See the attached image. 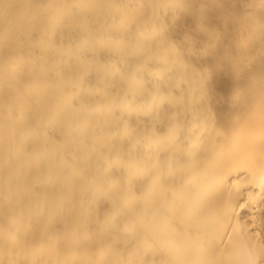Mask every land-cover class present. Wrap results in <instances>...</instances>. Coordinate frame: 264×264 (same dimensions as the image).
I'll list each match as a JSON object with an SVG mask.
<instances>
[{
    "label": "bare ground",
    "instance_id": "bare-ground-1",
    "mask_svg": "<svg viewBox=\"0 0 264 264\" xmlns=\"http://www.w3.org/2000/svg\"><path fill=\"white\" fill-rule=\"evenodd\" d=\"M264 0H0V264H264Z\"/></svg>",
    "mask_w": 264,
    "mask_h": 264
},
{
    "label": "rangeland",
    "instance_id": "rangeland-1",
    "mask_svg": "<svg viewBox=\"0 0 264 264\" xmlns=\"http://www.w3.org/2000/svg\"><path fill=\"white\" fill-rule=\"evenodd\" d=\"M263 254H264V250H263Z\"/></svg>",
    "mask_w": 264,
    "mask_h": 264
}]
</instances>
